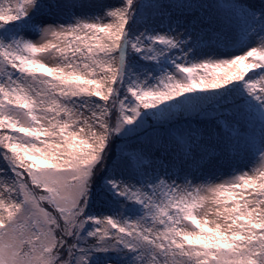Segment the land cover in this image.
<instances>
[{"label": "snow or ice", "instance_id": "1", "mask_svg": "<svg viewBox=\"0 0 264 264\" xmlns=\"http://www.w3.org/2000/svg\"><path fill=\"white\" fill-rule=\"evenodd\" d=\"M0 264H264V0H0Z\"/></svg>", "mask_w": 264, "mask_h": 264}, {"label": "rangeland", "instance_id": "2", "mask_svg": "<svg viewBox=\"0 0 264 264\" xmlns=\"http://www.w3.org/2000/svg\"><path fill=\"white\" fill-rule=\"evenodd\" d=\"M253 2H256V0H253ZM244 163H247V161L245 160V162ZM223 171H227V168H225V169H222Z\"/></svg>", "mask_w": 264, "mask_h": 264}]
</instances>
